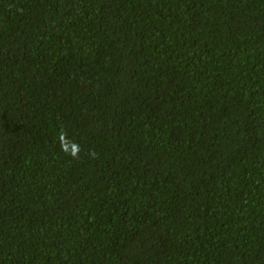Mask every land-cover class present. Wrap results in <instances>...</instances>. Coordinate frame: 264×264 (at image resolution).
<instances>
[{"label": "trees", "instance_id": "trees-1", "mask_svg": "<svg viewBox=\"0 0 264 264\" xmlns=\"http://www.w3.org/2000/svg\"><path fill=\"white\" fill-rule=\"evenodd\" d=\"M0 264H264V0H0Z\"/></svg>", "mask_w": 264, "mask_h": 264}, {"label": "clouds", "instance_id": "clouds-1", "mask_svg": "<svg viewBox=\"0 0 264 264\" xmlns=\"http://www.w3.org/2000/svg\"><path fill=\"white\" fill-rule=\"evenodd\" d=\"M59 143L61 150L66 154L70 155L73 159H79V153L81 151L80 145L74 141H70L64 131L59 134ZM94 155V153H93Z\"/></svg>", "mask_w": 264, "mask_h": 264}]
</instances>
